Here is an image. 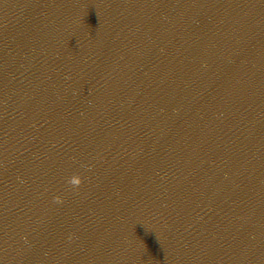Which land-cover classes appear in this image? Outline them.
Returning <instances> with one entry per match:
<instances>
[{
	"label": "water",
	"instance_id": "1",
	"mask_svg": "<svg viewBox=\"0 0 264 264\" xmlns=\"http://www.w3.org/2000/svg\"><path fill=\"white\" fill-rule=\"evenodd\" d=\"M264 104V0H225Z\"/></svg>",
	"mask_w": 264,
	"mask_h": 264
},
{
	"label": "clouds",
	"instance_id": "2",
	"mask_svg": "<svg viewBox=\"0 0 264 264\" xmlns=\"http://www.w3.org/2000/svg\"><path fill=\"white\" fill-rule=\"evenodd\" d=\"M70 182H73V183H75L76 181H70Z\"/></svg>",
	"mask_w": 264,
	"mask_h": 264
}]
</instances>
